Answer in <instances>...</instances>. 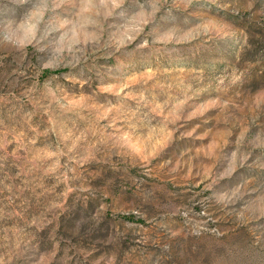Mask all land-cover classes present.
Instances as JSON below:
<instances>
[{
    "label": "rangeland",
    "instance_id": "obj_1",
    "mask_svg": "<svg viewBox=\"0 0 264 264\" xmlns=\"http://www.w3.org/2000/svg\"><path fill=\"white\" fill-rule=\"evenodd\" d=\"M0 264H264V0H0Z\"/></svg>",
    "mask_w": 264,
    "mask_h": 264
},
{
    "label": "trees",
    "instance_id": "obj_2",
    "mask_svg": "<svg viewBox=\"0 0 264 264\" xmlns=\"http://www.w3.org/2000/svg\"><path fill=\"white\" fill-rule=\"evenodd\" d=\"M61 70H50V69H46L45 70V75H48V74H50V73H53V72H60ZM122 218H125V219H134V216L132 215V214H130V215H124V214H122V215H120Z\"/></svg>",
    "mask_w": 264,
    "mask_h": 264
}]
</instances>
